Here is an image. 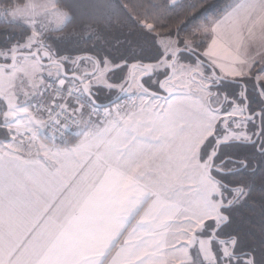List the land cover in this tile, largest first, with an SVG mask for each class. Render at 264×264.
<instances>
[{
	"label": "crops",
	"instance_id": "crops-1",
	"mask_svg": "<svg viewBox=\"0 0 264 264\" xmlns=\"http://www.w3.org/2000/svg\"><path fill=\"white\" fill-rule=\"evenodd\" d=\"M134 113L100 124L80 112L58 145L33 109L11 126L0 108V264H167L189 210L187 166L172 126L156 138L151 123H129Z\"/></svg>",
	"mask_w": 264,
	"mask_h": 264
},
{
	"label": "rangeland",
	"instance_id": "rangeland-1",
	"mask_svg": "<svg viewBox=\"0 0 264 264\" xmlns=\"http://www.w3.org/2000/svg\"><path fill=\"white\" fill-rule=\"evenodd\" d=\"M170 1L176 5L183 0ZM263 16L264 2H260V0H233L220 20L212 25H203L197 29L196 33L199 36L208 39L204 51L196 48L198 41L192 38L186 41L181 48L178 47L176 41L166 39L161 41L165 55L157 69L166 71L177 50H188L194 55L196 52L198 56H195L213 70L209 68L215 77L217 75L229 81L247 79L250 82L248 92L253 97L252 93L255 91L258 100L264 106ZM2 17L6 22L19 24L30 30L29 36L25 40L0 51L1 115L5 124L16 126L20 124L24 115L31 117L30 112H32L33 104L39 93L42 92L45 81L46 83L52 80L59 82L60 69L56 66L44 67L34 57H21L13 67L8 68L6 66L11 64L15 56L22 54H38L42 57L48 54L53 60L54 58L51 56L52 45L49 40L53 37L52 33L62 30L68 21V15L56 6L55 0H27L24 5L4 11ZM144 28L147 31L153 30V26L150 24H145ZM63 60L73 63L76 61V59L69 60L68 58ZM196 61L186 57L178 58L173 66L172 74V80L178 89L172 90L169 100L156 99L139 90L133 83L127 93H137L135 105L119 112L121 117L123 114L127 116L133 111L141 112L137 116L134 113L129 123H133L132 119L137 117H139L138 121L141 124L151 123L152 127H156V138L161 133L160 127L162 125L172 126L173 135L171 139L175 150L174 156L178 154L184 156V171L187 166L189 187L188 197L185 198L184 196V201L187 202L189 210L188 212L184 210L178 225L173 228V232L177 235L174 237L173 247L166 252L167 264L213 263L212 240L214 239L205 235L207 223L213 222V218L219 216L218 208L223 201L218 197L223 195L226 199L229 196L224 194L222 186L208 175L209 161L205 159V156L202 157L203 148L208 139L216 140L214 137L215 128L223 131L226 121L221 119V123L219 121L220 116L214 112L213 108L219 104L217 100L211 99L208 104L207 99L211 97V94L199 89L192 83L190 79L192 73L208 74ZM82 65L87 67L89 72L94 69L90 62L83 61L81 62ZM140 72L135 71L134 79ZM106 74L107 71L99 70L89 80V87H108ZM62 82L80 90L79 85L76 87L72 81L65 82L63 80ZM196 90L197 92H195ZM252 101L254 102V99ZM109 110L114 109L109 108ZM76 112L78 115V113L86 111L77 110ZM110 113L113 114L114 112L110 111ZM237 113L238 116H241L240 111ZM98 126L94 122L93 127L97 128ZM82 127L80 129L81 134L85 132V126L82 125ZM229 136L225 138L233 137L232 135ZM214 143L210 147L207 158L214 151ZM178 147H180L179 151H177ZM227 167L231 169L233 165ZM163 182L167 186L169 185L166 180L159 178V186ZM184 206H186L185 202ZM213 231H211V235ZM177 242L181 243L177 245ZM217 242L226 258L224 249H232L231 240L225 244Z\"/></svg>",
	"mask_w": 264,
	"mask_h": 264
},
{
	"label": "trees",
	"instance_id": "trees-1",
	"mask_svg": "<svg viewBox=\"0 0 264 264\" xmlns=\"http://www.w3.org/2000/svg\"><path fill=\"white\" fill-rule=\"evenodd\" d=\"M26 1L0 0V51L29 36L28 28L6 22L2 17L4 11L24 5ZM232 1L183 0L173 5L170 0H55L56 6L67 13L68 21L62 30L52 33L53 37L49 40L52 45L51 56L53 60L64 65L68 74L89 72L87 67L81 66V62L87 60L81 61L76 68L79 58L90 57L96 60L99 70L107 71L108 87H90V89L99 104H107L113 101L127 85L131 66L135 64L151 66L161 62L165 55L161 41L166 39L176 41L181 48L192 38L198 41L196 48L204 51L208 39L199 36L196 33L197 29L220 20ZM145 24L152 25L153 30H145ZM195 55L198 56L196 52ZM179 57L195 60L185 54ZM65 58L76 61L74 63L65 61L63 60ZM163 74L165 71L161 69L154 73L156 77ZM92 78L85 77V80L89 81ZM60 79H62L61 75L58 80ZM145 86L149 89L146 84ZM252 94L251 98L254 99L255 104L260 105L255 91ZM78 117L80 118L79 115ZM212 142L213 139H208L203 148L205 159ZM233 149L239 151L234 153ZM249 150L251 153L244 158L248 165L245 170L225 176H218L214 171L212 174L225 185L222 186L224 194H232L229 192V187L243 189L242 196L235 202L239 203V207L232 212L233 224L230 231L234 233L236 239L234 254L239 256L241 252L246 251L253 257V264H261L264 260V158L255 151L254 147L228 146L221 149L220 159L227 156L241 158L243 153L247 155ZM230 165L233 164L228 162L223 170L230 169L227 167ZM254 166L257 168L255 173L252 170ZM234 167L233 165L232 168ZM237 196L233 197V201ZM212 230L213 222L210 221L207 223L205 235L213 238ZM216 237L227 239V242L231 240L223 233L219 236L216 234ZM212 248L213 263L205 264H234L231 256L224 257L215 239L212 240Z\"/></svg>",
	"mask_w": 264,
	"mask_h": 264
},
{
	"label": "flooded vegetation",
	"instance_id": "flooded-vegetation-1",
	"mask_svg": "<svg viewBox=\"0 0 264 264\" xmlns=\"http://www.w3.org/2000/svg\"><path fill=\"white\" fill-rule=\"evenodd\" d=\"M189 62L191 63V61ZM196 62H198L204 68V70H206L208 74L203 75V74H200L199 72H194L190 75V79L192 83H194L199 89L205 90L211 94V97H208L207 99L208 104L211 102V99L217 100V102L219 103L213 109H214V112L220 116L219 121L221 119H224L226 121L224 129H227V133L225 134L224 139L234 141L237 137H239L241 140V143H238V144L233 143L228 146H247L248 148H253L251 144L247 143L246 137L251 138L252 140H255L256 136L253 135L254 130L257 128V126L264 127V115H261V116L256 115L257 111L264 114V106H262L261 104L257 105L255 104V102L252 101V98H251L252 95L250 94V92H248L250 82L247 80H244V78L238 79L237 81H233L234 83L222 81L220 80L221 77H218L217 75L215 77L214 75H212L209 68L206 65H204L203 63L201 64V62L199 61H196ZM159 64L160 63L156 65H151L153 67V72L151 76L144 79L142 83L144 86L146 84L149 87L148 89L145 86L148 90L157 94L156 96L151 95L152 97L156 99H160V100H169L171 96L169 99H164L163 96L165 97V95L163 91L167 90L170 92V94H172V90L178 89V86L172 80V78L169 81H164L166 77L168 76V71H169L168 67L166 68L165 74H163L162 76L156 77L154 75L155 71L158 70L157 67L159 66ZM78 74L81 75L83 73L78 72ZM144 74L145 72L141 71L140 74L135 76V79L133 81V83H135L136 87L139 90L140 88L137 85V80L139 77L143 76ZM85 82L87 86L89 87L88 85L89 81L85 80ZM195 92H197V90ZM249 97L251 99H249ZM246 102L248 105L247 113L245 110ZM238 111L241 112V116L237 115ZM220 122L222 123V121ZM220 132L222 131L215 128V131H214L215 139ZM242 133L244 135H242ZM229 135L230 136L232 135L233 137L228 138V139L225 138L226 136H229ZM261 139H264V137H262ZM214 141L212 143H214ZM219 143H221V141H217L216 143H214V151L207 158L208 161H210V158L214 154L216 146ZM221 149L222 148H220L219 152H221ZM238 151H239L238 149H233L234 153L235 152L237 153ZM251 151L250 152L247 151V155L243 153V156H241V158H231L228 156L221 158V159H227L228 162L232 163L235 166L234 168L228 169L226 171L230 173L240 171L241 165L247 164L244 158H247L248 153H251ZM204 156L205 155L202 154L203 158ZM219 161H220V156L216 157L212 171H214V169L219 168ZM226 164L223 165V168ZM223 168L220 169V171H225L223 170ZM220 171H214V172L218 176H221ZM235 189H237V187H235ZM233 191L238 192L239 194V191L237 190H233Z\"/></svg>",
	"mask_w": 264,
	"mask_h": 264
},
{
	"label": "built area",
	"instance_id": "built-area-1",
	"mask_svg": "<svg viewBox=\"0 0 264 264\" xmlns=\"http://www.w3.org/2000/svg\"><path fill=\"white\" fill-rule=\"evenodd\" d=\"M137 97L134 92L127 93L111 107L114 110L100 109L93 106L77 88L52 80L46 83L32 109L37 116L45 118L44 130L47 139L60 145L71 140L79 127L77 110L86 111L92 119L104 124L109 120L110 111L119 113L132 108Z\"/></svg>",
	"mask_w": 264,
	"mask_h": 264
},
{
	"label": "water",
	"instance_id": "water-1",
	"mask_svg": "<svg viewBox=\"0 0 264 264\" xmlns=\"http://www.w3.org/2000/svg\"><path fill=\"white\" fill-rule=\"evenodd\" d=\"M182 54H187V55H190L192 56L193 58H195L197 61H199V59L194 55L192 54L191 52H189L188 50H184V49H180V50H177L170 63H169V66H168V76L166 77V79L164 81H169L171 78H172V74H173V66L174 64L176 63V61L178 60L179 56L182 55ZM21 57H34L38 60V62L44 66V67H51V66H56L60 69V73H61V77L63 80L65 81H72V82H75L79 85L80 87V90L82 91V93L84 94V96L97 108H100V109H108L110 107H112L116 102H118L120 100V98L128 92V90L131 88L132 84H133V81H134V73L135 71H144L145 74L141 77L138 78L137 80V85L138 87L140 88L141 91L149 94V95H153V96H156L157 94L151 92L150 90H148L144 85H143V80L150 77L152 72H153V67L150 66V65H140V64H135L133 66H131L130 70H129V78H128V82H127V85L125 86V88L120 92V94L111 102L107 103V104H99L96 100H95V97H94V94L93 92L89 89V87L87 86L84 78L85 77H94L98 71H99V64L96 60L90 58V57H81L77 60V64H76V68L78 67V65L80 64L81 61L83 60H87V61H90L92 62V64L94 65V69L92 72H88V73H83V74H77V73H73V74H68L66 73V70H65V67L64 65L61 63V62H58V61H51V57L48 55V54H45L44 57H42L41 55H38V54H22V55H17L13 58L11 64H9L8 68H11L13 67L16 62L18 61L19 58ZM201 62V61H199ZM202 63V62H201ZM204 65L207 66V64L203 63ZM208 68H210L209 66H207ZM211 69V68H210ZM212 70V69H211ZM213 71V70H212ZM220 80L222 81H225V82H230V83H234L233 81H229V80H225V79H221ZM164 95L165 97L163 96L164 99H169L171 94L169 91L167 90H164ZM247 102L245 103V110H246V113H247ZM257 139V137H255V140ZM220 144V143H219ZM219 144L216 146V149H215V152L214 154L211 156L210 158V161H209V165H208V175L213 178V180H215L220 186H225L222 182H220L219 180L215 179L213 176H212V170H213V165H214V161L216 159V151L217 150H220L219 148ZM234 190H239V194L238 196L235 198V200L233 201L234 203L239 199V197L242 196L243 194V189L242 188H237V189H234ZM220 208L221 206L218 208V213L220 215ZM212 237L217 240V241H221L222 239H218L216 237V233L213 231L212 233ZM229 241V240H228ZM234 249H235V245H233L232 247V250L234 252ZM251 263L253 264V260L251 261Z\"/></svg>",
	"mask_w": 264,
	"mask_h": 264
},
{
	"label": "snow or ice",
	"instance_id": "snow-or-ice-1",
	"mask_svg": "<svg viewBox=\"0 0 264 264\" xmlns=\"http://www.w3.org/2000/svg\"><path fill=\"white\" fill-rule=\"evenodd\" d=\"M257 116L264 115L257 111L256 113ZM227 133V129H224L222 132H220L216 139L218 141H221L219 144V148L226 147L230 144L233 143H241V140L239 137H237L234 141L233 140H225L224 136ZM242 135H244L242 133ZM253 135L257 137L256 140H252L251 138L246 137V141L248 144H251L255 151L262 157L264 158V139H261L264 137V127H259L254 130ZM216 156H220L219 150L216 151ZM228 161L227 159H220L219 161V168L214 169V171H220V169L223 168V165L226 164ZM248 167L247 164L241 165L240 171L245 170ZM253 172L255 173L257 171V168L254 166L253 167ZM235 173H230L227 171H220L221 176L225 175H231ZM229 192L232 193L229 195L226 199L221 195L218 197V199H221L223 201L221 208H220V215L218 217L213 218V230L214 232L219 236L221 233L224 234L226 238H231V243L233 245L236 244V239L234 238V233L230 231L232 224H233V216L232 212L234 209L239 207V203H234L233 197L238 195V192L233 191V187H229ZM222 244L227 243V239H222L220 241ZM225 255L226 256H231V258L234 261V264H251V261L253 260V257L246 251L241 252L239 256L235 255L232 249L225 248ZM261 264H264V260L261 261Z\"/></svg>",
	"mask_w": 264,
	"mask_h": 264
}]
</instances>
